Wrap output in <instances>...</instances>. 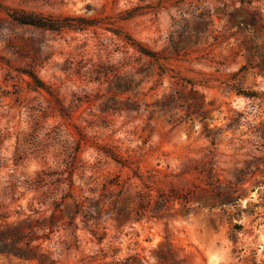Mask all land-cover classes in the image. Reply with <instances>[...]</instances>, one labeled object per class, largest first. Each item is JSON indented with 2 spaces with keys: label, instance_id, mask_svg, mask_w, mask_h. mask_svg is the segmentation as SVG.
Here are the masks:
<instances>
[{
  "label": "rangeland",
  "instance_id": "1",
  "mask_svg": "<svg viewBox=\"0 0 264 264\" xmlns=\"http://www.w3.org/2000/svg\"><path fill=\"white\" fill-rule=\"evenodd\" d=\"M263 57L264 0H0V264H264V95L230 88Z\"/></svg>",
  "mask_w": 264,
  "mask_h": 264
},
{
  "label": "trees",
  "instance_id": "2",
  "mask_svg": "<svg viewBox=\"0 0 264 264\" xmlns=\"http://www.w3.org/2000/svg\"><path fill=\"white\" fill-rule=\"evenodd\" d=\"M240 1L243 2V0H240ZM7 14L13 21L17 22L18 24L35 26V27H39L43 29H48L51 31L59 30L61 28L66 27L68 25V20L70 19V18H54V17L40 16V15H35L33 13H26V12L17 11V10L8 11ZM237 23L239 25H256L257 20L254 16H251L250 18L240 19ZM248 48L252 49L251 46L247 47V49ZM140 51L144 52L145 50H142L140 48ZM263 63H264V57H263ZM250 67H253V66L251 64L241 65L240 68L237 70V72L232 74V77L237 76L239 73L246 71ZM30 75L33 79V82L36 84V86L41 87V81L37 78V76H35L34 74H30ZM230 88L233 89L237 95H242L249 99H257V98L259 99L261 98L262 95H264V90L241 89V88L235 87L234 85H231ZM210 165H212V163ZM196 170L200 171V169L198 168H196ZM248 170L249 168H247V166L244 167L243 171H241L239 176L235 177V180L237 182L242 181L243 180L242 176L244 175V173H247ZM204 171L207 175H211L213 173V169L211 166H209L208 169ZM234 191L235 190L233 188L231 187L229 188V192H234ZM215 195L218 197L219 194H215ZM172 196L177 199H182L183 201H188L190 197H192V194L190 195V193L188 192L180 196H175V194H173ZM236 200H237V197H232L229 194H227L224 196L223 201L221 202V205L223 206L224 203H232V202H235ZM231 228L235 231H239L243 228V225L237 222H233L231 224ZM131 260H132L131 257H128L123 262H125V264H131L130 263Z\"/></svg>",
  "mask_w": 264,
  "mask_h": 264
}]
</instances>
